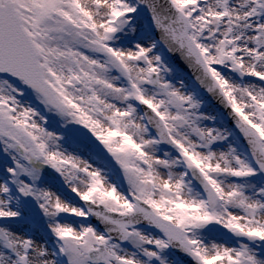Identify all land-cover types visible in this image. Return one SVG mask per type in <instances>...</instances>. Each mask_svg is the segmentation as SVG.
Returning <instances> with one entry per match:
<instances>
[{
  "label": "snow or ice",
  "instance_id": "snow-or-ice-1",
  "mask_svg": "<svg viewBox=\"0 0 264 264\" xmlns=\"http://www.w3.org/2000/svg\"><path fill=\"white\" fill-rule=\"evenodd\" d=\"M0 264H264V0H0Z\"/></svg>",
  "mask_w": 264,
  "mask_h": 264
}]
</instances>
